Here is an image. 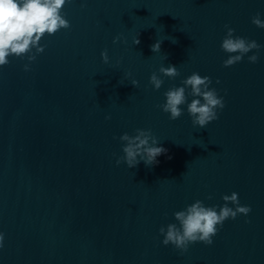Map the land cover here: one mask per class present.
I'll list each match as a JSON object with an SVG mask.
<instances>
[{
	"label": "clouds",
	"instance_id": "clouds-1",
	"mask_svg": "<svg viewBox=\"0 0 264 264\" xmlns=\"http://www.w3.org/2000/svg\"><path fill=\"white\" fill-rule=\"evenodd\" d=\"M72 0H0V68L10 63L9 57L24 58L27 56L29 62L36 59L35 53H42L44 47L40 42L45 36H52L61 29L70 28V22L63 14L64 7ZM84 7V3L81 4ZM252 23L264 28V21L257 13L252 17ZM226 35L222 40L221 49L228 53V58L223 61L224 67H230L241 62L243 58L255 50V54L248 56V61L256 63L259 58L261 45L255 40L234 36L235 29L225 25ZM119 37L113 40L116 43ZM140 40L135 39L134 44L138 45ZM153 52L160 51V41L151 46ZM104 63L109 62L107 50L101 52ZM28 70V65H25ZM159 72L168 78H176L180 75L177 67L168 65L161 66ZM154 90H159L163 85V79L155 72L149 80ZM219 83V81H217ZM133 86H138V81L131 82ZM212 80L208 76H201L193 72L182 81L180 87L169 88L164 96L166 102L157 105L163 112L169 114V119L177 120L183 115L182 105L187 103L186 89L190 88V95L193 97L187 103L188 114L192 118L194 126L205 128L209 123L218 119L217 109L225 106L223 97H220L215 88H210ZM105 119H111L106 116ZM123 142V156L117 158L116 163L127 164L128 168L136 167L141 161L146 166H152L159 161L157 158L167 153V149L158 146L159 141L153 136L151 129H136L134 135L124 133L119 137ZM139 157V159H138ZM211 199L212 197H207ZM224 204L222 206H205L203 201L196 200L186 206L185 209L174 213L175 221L167 227L159 229L163 236L164 245H173L181 253L188 250L190 244L201 242L205 245L213 243V237L228 219H236L238 214L248 215L250 206H241L238 193L223 195ZM229 204L235 205L230 207ZM218 209V210H217ZM4 235L0 233V247L3 246Z\"/></svg>",
	"mask_w": 264,
	"mask_h": 264
},
{
	"label": "water",
	"instance_id": "water-1",
	"mask_svg": "<svg viewBox=\"0 0 264 264\" xmlns=\"http://www.w3.org/2000/svg\"><path fill=\"white\" fill-rule=\"evenodd\" d=\"M260 264H264V247H263L262 258H261Z\"/></svg>",
	"mask_w": 264,
	"mask_h": 264
}]
</instances>
